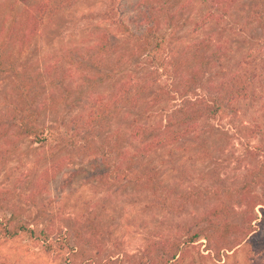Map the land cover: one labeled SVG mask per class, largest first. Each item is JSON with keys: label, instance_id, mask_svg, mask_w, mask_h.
Returning <instances> with one entry per match:
<instances>
[{"label": "rangeland", "instance_id": "1", "mask_svg": "<svg viewBox=\"0 0 264 264\" xmlns=\"http://www.w3.org/2000/svg\"><path fill=\"white\" fill-rule=\"evenodd\" d=\"M139 1L84 0L42 29L27 57L41 66H69L67 58L76 64L81 62L76 68L72 65L69 79L74 88L82 87L84 98L75 108H65L58 116L45 120L43 126L54 135L46 144L39 146L30 140L14 145L0 142V189L16 192L15 201L26 208L22 221L37 232H51L53 237L70 234V238L74 230L90 234L86 225L93 221L99 226L97 244L102 248L101 257L113 259L138 256L152 241L182 240V228H194L199 218L224 196V189L239 186L244 176L264 161V35L249 15L251 4L264 0H227L234 4L223 18L220 15L228 6L226 0L218 6V0H188L182 19L175 25L163 26L162 58L143 57L128 72L113 79L100 75L103 71L85 69L90 66L86 50L97 44L101 34L112 40L121 38L119 23L137 29ZM209 14L216 18H208ZM203 41L222 47L219 53L225 55L190 97L198 101L201 96H211L212 85L235 75H244L251 82L250 95L234 104L223 117L197 122L178 143L138 161L135 170L150 167L158 172L159 195L141 190L129 178L113 179L100 155H80L76 150L79 142L71 136L73 116L93 98L114 93L129 78L147 84L149 91L138 108L124 109L107 136L114 141L118 130L128 139L139 126L161 127L163 136L171 133L173 129L164 130V126L184 99L171 93L174 97L165 95L159 104H154L152 98L174 89L172 64L183 60L194 44ZM9 89V78H0V115L6 111ZM108 156L120 163L112 151H108ZM56 164L60 168L45 191L35 195L33 203L26 200L29 194L36 193V181H43L42 174ZM122 167L126 169L124 163ZM257 193L262 195L259 189ZM256 214L255 245L249 257L240 248L219 263L207 259L204 264H264V222L258 209ZM203 247L198 245L197 250ZM0 264L67 262L63 253H46L40 240L19 235L0 241Z\"/></svg>", "mask_w": 264, "mask_h": 264}, {"label": "trees", "instance_id": "2", "mask_svg": "<svg viewBox=\"0 0 264 264\" xmlns=\"http://www.w3.org/2000/svg\"><path fill=\"white\" fill-rule=\"evenodd\" d=\"M84 0H2L0 2V78H9V94L6 111L0 115V142L14 145L30 140L39 146L46 144L51 131L43 126L45 120L56 117L65 108H75L83 100L82 87L74 88L70 83L72 65H81L67 58L69 66L57 63L44 64L27 57L35 38L49 23L71 10ZM218 0L216 5H220ZM225 1V0H224ZM227 1V0H226ZM228 2L222 18L230 11L233 2ZM188 0H140L136 5L137 29L131 30L125 24H118L121 38L109 39L101 34L95 46L88 48L85 55L90 72L103 71V77L113 79L128 72L136 60L152 56L162 58L164 25H175L187 10ZM250 17L264 35V2L250 6ZM208 18L215 19L214 14ZM220 46L203 41L194 44L189 54L172 64L174 89L161 91L152 98L159 104L163 97H174L177 93L184 103L167 119L164 130H172L166 136L161 127H142L132 130L130 137L118 130L114 141L107 136L112 125L121 118L124 109L135 110L143 102L149 88L147 84L131 78L120 85L114 93L105 98H93L83 110L73 116L72 137L79 145L76 150L83 156L98 154L110 167V176L119 179L129 178V182L141 190L159 195L161 183L154 168L143 167L135 170L138 161L158 149L174 145L191 133V127L201 120L223 117L233 105L250 95L251 82L245 76H232L211 86L212 95L193 100L190 95L198 90L219 59ZM80 57H84L79 54ZM66 57H69L66 55ZM105 72H107L105 74ZM251 89V88H250ZM179 129L175 131L174 128ZM66 145V144H65ZM63 146L67 149V146ZM134 150L131 154L130 150ZM112 151L116 159L108 156ZM126 165V169L122 167ZM113 167V168H112ZM60 168L52 166L35 183L36 193L29 194L26 200L35 201V195L43 193L55 173ZM112 169V170H111ZM129 171V172H128ZM113 173V174H112ZM257 189L262 195L257 193ZM224 196L218 203L203 214L194 228H182L184 237L177 241L162 239L149 242L138 256L125 259L101 257L102 248L97 244L99 231L93 221L86 228L85 235L79 230L70 234L53 237L51 232L30 228L22 218L26 208L19 205L15 191L0 189V241L23 235L29 240H40L46 253L64 254L67 264H204L207 259L214 263L234 255L240 248L249 257L256 229L253 226L258 217L264 222V161L249 171L241 184L223 190ZM71 241L72 244H69ZM203 241V243H198ZM198 245H203L201 251ZM206 252V255L202 254Z\"/></svg>", "mask_w": 264, "mask_h": 264}]
</instances>
